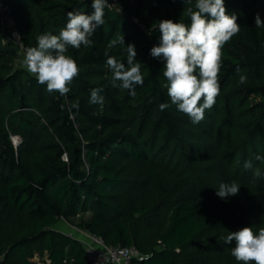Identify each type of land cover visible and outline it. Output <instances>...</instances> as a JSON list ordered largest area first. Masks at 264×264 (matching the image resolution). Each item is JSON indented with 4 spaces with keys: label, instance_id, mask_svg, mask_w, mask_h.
Listing matches in <instances>:
<instances>
[{
    "label": "trees",
    "instance_id": "16d2710c",
    "mask_svg": "<svg viewBox=\"0 0 264 264\" xmlns=\"http://www.w3.org/2000/svg\"><path fill=\"white\" fill-rule=\"evenodd\" d=\"M91 5L0 0V264H89L85 243L57 227L62 219L110 245L136 246L141 255L132 264H226L234 222L241 217L254 228L259 218L187 192L205 196L206 180L217 192L235 163V171L247 172L250 161L264 174V27L255 26L257 14L264 20V0H225L240 31L224 45L220 92L199 123L171 105L164 61L150 55L160 43L159 21L190 24L183 0L106 6L92 44L68 48L80 72L63 96L14 69L20 43L36 47L38 36L59 34L69 11L90 14ZM118 35L125 45L109 48ZM128 44L144 77L135 96L112 86L106 64L114 56L127 66ZM92 89H101L102 106L89 102ZM161 103L170 106L161 111Z\"/></svg>",
    "mask_w": 264,
    "mask_h": 264
},
{
    "label": "clouds",
    "instance_id": "9594fccd",
    "mask_svg": "<svg viewBox=\"0 0 264 264\" xmlns=\"http://www.w3.org/2000/svg\"><path fill=\"white\" fill-rule=\"evenodd\" d=\"M190 5L184 9L190 24L174 22L171 19L159 21L160 43L150 49L153 58L162 59L163 76L167 80L165 87L171 101L179 112L187 115L193 123L203 120L205 110L215 104L220 92L219 73L222 66L223 48L240 31L235 14H229L225 0H183ZM110 7L108 0H92L93 11L67 13V23L58 35L45 33L37 37V46L25 50L24 65L37 82L46 85L49 92H58L61 96L68 91V85L79 75L76 61L66 55L68 48L79 49L90 46V37L104 24V9ZM255 26L264 27V20L255 16ZM125 45L124 35L112 39L108 47ZM127 66L114 56H108L106 64L111 70L112 86L129 90L135 96V88L142 85L144 77L141 63L136 60L134 44L126 45ZM245 78L241 76L240 82ZM117 82H119L117 84ZM101 89H92L91 104L103 105ZM78 106V105H76ZM161 103L159 109L169 108ZM257 159H260L258 156ZM245 168H251L246 162ZM259 175V172H256ZM240 186L235 182L221 183L216 194L220 198L235 196ZM231 255L239 264H264V227L258 233L252 227H243L230 232L225 237L226 244H233Z\"/></svg>",
    "mask_w": 264,
    "mask_h": 264
},
{
    "label": "rangeland",
    "instance_id": "374dc122",
    "mask_svg": "<svg viewBox=\"0 0 264 264\" xmlns=\"http://www.w3.org/2000/svg\"><path fill=\"white\" fill-rule=\"evenodd\" d=\"M117 7V6H116ZM9 22V21H8ZM10 23V22H9ZM14 35V33H13ZM15 36V35H14ZM15 38L20 42V35L15 36ZM25 50L26 48L20 43L19 51L17 54V57L14 61V69L16 68H24L26 69V66L24 65V56H25ZM13 141L18 144L21 141L20 135H12ZM236 164V163H235ZM235 164L233 166V170L230 173L231 180L229 184L232 182H235L240 186L239 193L235 196H229L227 198H220L216 194V190H211L212 186L214 185V182L211 180L203 181L205 196L196 195L193 189L188 190V195L194 196L195 199L201 200L205 199L208 203L215 204L214 202L219 200L224 202V208H226L228 211L236 213V215L239 217L240 215H245L246 213H251L253 215V220L259 218V224L255 225L253 228V222L243 221L241 217H239L238 220H236L234 223L235 225L233 228L229 229L230 232H235L240 230L243 227H252L254 232L259 231L260 228L264 227V217H262L258 214L257 209L262 210L263 216H264V174L261 172L260 167L254 168H248L247 172L244 170L241 171H235ZM259 172V175H256V172ZM180 181H177L176 188H180ZM215 191V192H214ZM217 205V204H216ZM258 214V216H257ZM83 213L78 214L75 218H80ZM57 227L65 232H68L75 237L79 238L80 240H84L86 237V231L79 229L74 224H71L66 219H62ZM213 237V235L211 236ZM216 239L213 238L212 242H215ZM204 241V240H202ZM234 243V242H233ZM234 244L230 245L229 250L224 253V257H221V261H223L226 264H239L235 260V258L231 255V249ZM213 264V263H211Z\"/></svg>",
    "mask_w": 264,
    "mask_h": 264
},
{
    "label": "built area",
    "instance_id": "2783aa9c",
    "mask_svg": "<svg viewBox=\"0 0 264 264\" xmlns=\"http://www.w3.org/2000/svg\"><path fill=\"white\" fill-rule=\"evenodd\" d=\"M18 36L17 32H14ZM86 245V255L89 264H132L135 256L141 253L136 246L110 245L105 239L92 232L86 231L82 240Z\"/></svg>",
    "mask_w": 264,
    "mask_h": 264
},
{
    "label": "water",
    "instance_id": "95a60500",
    "mask_svg": "<svg viewBox=\"0 0 264 264\" xmlns=\"http://www.w3.org/2000/svg\"><path fill=\"white\" fill-rule=\"evenodd\" d=\"M108 3L113 5V6H115V7L117 6V0H108ZM4 15H5V19L7 21H9L10 24H14L15 18H14V16H13V14H12V12H11L9 7L4 9Z\"/></svg>",
    "mask_w": 264,
    "mask_h": 264
}]
</instances>
